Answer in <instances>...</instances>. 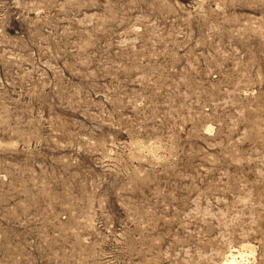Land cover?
Masks as SVG:
<instances>
[{
    "label": "rangeland",
    "instance_id": "rangeland-1",
    "mask_svg": "<svg viewBox=\"0 0 264 264\" xmlns=\"http://www.w3.org/2000/svg\"><path fill=\"white\" fill-rule=\"evenodd\" d=\"M264 264V0H0V264Z\"/></svg>",
    "mask_w": 264,
    "mask_h": 264
},
{
    "label": "bare ground",
    "instance_id": "bare-ground-1",
    "mask_svg": "<svg viewBox=\"0 0 264 264\" xmlns=\"http://www.w3.org/2000/svg\"><path fill=\"white\" fill-rule=\"evenodd\" d=\"M227 260L225 261V264H235L237 259L232 253L229 257L226 258Z\"/></svg>",
    "mask_w": 264,
    "mask_h": 264
}]
</instances>
